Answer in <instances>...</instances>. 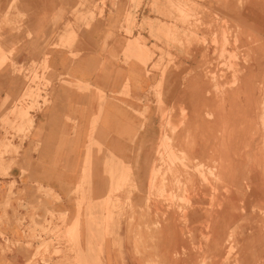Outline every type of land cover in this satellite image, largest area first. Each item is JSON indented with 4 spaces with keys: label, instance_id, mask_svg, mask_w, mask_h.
<instances>
[{
    "label": "rangeland",
    "instance_id": "1",
    "mask_svg": "<svg viewBox=\"0 0 264 264\" xmlns=\"http://www.w3.org/2000/svg\"><path fill=\"white\" fill-rule=\"evenodd\" d=\"M128 6L120 53L125 62L143 66L151 84L137 99L141 107L126 105L141 125L148 121L149 139L129 144L126 152H149L150 174H133L122 160L117 164L129 170L105 164L109 186L96 209L101 217H92V177L85 175V163L73 192L80 196L76 220L43 207L44 216L32 220L27 232L28 247L38 243L28 264H98L88 255L104 248L105 237H112L113 247L149 252L147 264H264V0H129ZM1 23H10L7 16ZM74 40L61 37L52 45L68 47ZM8 60L2 56L1 64ZM12 67L26 73L20 110L12 112L22 124L13 122L10 129L25 139L33 121L29 110L40 108V99L48 103L41 93L54 79L46 78L45 60ZM120 95L129 96L127 84ZM131 132L134 138L139 131ZM92 147L105 152L98 143ZM23 149L0 144V175ZM40 193L60 200L51 190ZM83 206L86 230L101 231V239L87 240L85 250L78 238ZM14 244L0 240V250ZM169 248L174 255L161 254Z\"/></svg>",
    "mask_w": 264,
    "mask_h": 264
},
{
    "label": "crops",
    "instance_id": "2",
    "mask_svg": "<svg viewBox=\"0 0 264 264\" xmlns=\"http://www.w3.org/2000/svg\"><path fill=\"white\" fill-rule=\"evenodd\" d=\"M128 1L0 0V144H22L24 148L23 155L14 159L7 174L0 175V218H5L0 224L4 235L0 240L15 242L8 250H0V264L31 261L38 243L32 242L29 248L27 232L32 220L37 223L38 217L44 216L43 207L68 214L69 222L76 220V201L80 196L73 192L80 184L85 163L89 165L85 175L92 177L89 191L93 198L92 217H101L96 209L102 207L101 196L109 186L105 164L115 165L109 167L111 170H129L117 164L122 160L133 166L130 168L134 169L133 174L141 177L150 174L149 152L143 151L138 156L126 152L129 144L149 139L148 121L141 125V120L126 105L141 107L137 99L145 95L151 84L143 66L135 60L125 62L120 53L126 38L123 20L129 9ZM90 3H99L102 9L88 7ZM3 16L10 23H1ZM69 36L75 39L70 46L52 45ZM75 53L78 55L73 56ZM4 55L9 62L1 64ZM43 60L49 67L46 78L54 79L53 87L41 93L42 97L47 96V104L40 99L42 106L29 110L33 121L23 139L11 131L10 124H22L12 112L20 110L26 72L13 70L12 64L19 69L39 65ZM38 73L42 76L43 70L38 69ZM66 82L88 87L81 89ZM125 84L128 97L120 95ZM102 93L104 100L100 99ZM134 128L139 132L133 138ZM94 143L102 145L105 152L98 153L92 147ZM41 188L51 190L60 200L46 198L40 193ZM46 218L49 220V216ZM78 222V238L85 250L87 240L101 239V231L96 227L86 230L85 207ZM123 238L129 239L128 235ZM105 241L103 249L95 247L90 252V260L96 259L98 264H147L150 259L149 252L140 254L130 245L113 247L112 237H105ZM165 252L161 254L174 255L172 248Z\"/></svg>",
    "mask_w": 264,
    "mask_h": 264
},
{
    "label": "bare ground",
    "instance_id": "3",
    "mask_svg": "<svg viewBox=\"0 0 264 264\" xmlns=\"http://www.w3.org/2000/svg\"><path fill=\"white\" fill-rule=\"evenodd\" d=\"M226 154V153H225ZM222 158V157H221ZM222 165V164H221ZM222 167V166H221ZM223 170H225V169H223ZM233 183V182H232Z\"/></svg>",
    "mask_w": 264,
    "mask_h": 264
}]
</instances>
